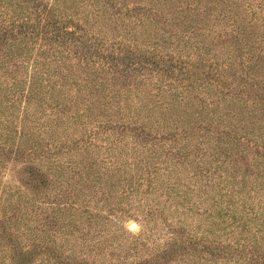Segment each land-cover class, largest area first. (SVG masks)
I'll list each match as a JSON object with an SVG mask.
<instances>
[{"label": "trees", "instance_id": "trees-1", "mask_svg": "<svg viewBox=\"0 0 264 264\" xmlns=\"http://www.w3.org/2000/svg\"><path fill=\"white\" fill-rule=\"evenodd\" d=\"M116 21L127 23L120 24V33L118 25L112 32L102 30ZM94 28L97 32L92 31ZM249 37L264 48V0H134L131 4H118L116 0H0V121L8 125L11 121L4 113L13 114L10 111L17 102L23 104L22 117L27 120L31 115L37 138L51 141L41 147V154L35 148H29L28 154L44 160L42 149L46 150L45 156L54 158L47 165H58L60 156L69 155L79 146H90L99 131L113 122L117 138L123 139L124 131H129L131 145L146 149L141 158L142 171L155 174L170 160L185 162L186 182L196 180L197 175L206 180L198 183L195 192L204 189L203 197L218 188L220 200L214 203L220 211L213 218L222 217L223 210L232 220L233 226L225 229L229 233L223 231L226 243L202 245L192 236L196 232L190 234L184 224L169 222L165 225L171 235L167 250L188 257L200 253L197 263L201 264H264V184L254 179L262 178L264 170L251 177L239 168L243 151L255 155L259 167L264 168V49L253 51ZM136 74L151 85L150 90L123 95L121 90L126 87L121 83ZM222 101L225 106H221ZM229 102L240 109L235 106L228 111ZM183 106H196L206 114L209 110L208 122H199L203 113L198 111L193 123L185 120L181 127L182 117L171 115ZM44 117L45 121L41 120ZM161 124H170V128L160 133ZM217 126L222 129L217 130ZM85 129L90 130L88 135L83 134ZM19 130L20 136L26 135L24 126ZM210 130L215 136L204 137ZM180 140L185 147L173 149ZM245 143H250L252 152L245 147L240 154L228 151ZM37 170L33 172L35 177ZM114 171L119 169L115 167ZM171 171L180 175L183 170L175 167ZM213 174L218 179L214 188L207 177ZM116 179L117 186L128 185L126 178L117 175ZM185 184L178 176L179 201L186 200L188 191L192 194ZM124 187L121 192L108 189L111 196L104 200L121 195ZM165 197L166 202L171 201L168 190ZM172 198L176 202V195ZM26 200L25 212L37 213V200ZM163 211L155 208L148 215L154 222L165 220ZM236 211L242 214L238 218L233 214ZM44 212L39 211L44 219H36L39 223L34 226L39 233L48 226ZM68 223L62 220L63 231ZM23 237L33 249L46 245L38 241V236ZM63 241L67 252H72L69 240ZM61 250L57 254L64 256ZM77 251L78 255H67L66 259L72 264H88L82 247ZM165 256L161 254V261ZM122 259L119 264H150Z\"/></svg>", "mask_w": 264, "mask_h": 264}, {"label": "rangeland", "instance_id": "rangeland-1", "mask_svg": "<svg viewBox=\"0 0 264 264\" xmlns=\"http://www.w3.org/2000/svg\"><path fill=\"white\" fill-rule=\"evenodd\" d=\"M116 1L118 4L119 2L122 4L134 2V0ZM129 19L132 20V18ZM125 21H116L115 25L107 24L102 30L106 29L107 31L108 29L112 32L114 27L118 25L117 32L120 33L122 31L120 24H127ZM97 28L92 29V31L97 32ZM254 40L249 37V42H247L252 44L249 46L253 51L259 53L264 48L254 44ZM146 74L152 76L150 72ZM128 83L131 85L127 86ZM108 85L111 86L109 81ZM121 85L126 87L121 90L126 96L151 88L148 82L144 83V80L140 78V74H136L129 82L121 83ZM99 95L102 96L100 93ZM220 104L223 106L225 102L222 101ZM235 106L236 110L240 109L239 105L226 103L228 111ZM262 106L264 108V105ZM22 107L23 104L17 102L15 109L10 111L13 114L7 111L4 113L7 114L8 121H11L8 125H3L0 121V264H72L70 260L66 259V256L72 255L71 258H73L78 255L79 246L82 247L88 264H119L120 260H123L122 258L127 259L128 262H149L150 264H201L202 262L197 263L201 260L199 258L200 253L196 255L194 253L188 257L184 253L180 254L175 250H167L171 235L165 229V225L169 222L173 225L184 224L187 228L186 232L190 234L196 232L192 236L196 237V242L200 239L201 242L198 245H202V242L206 244L219 241L223 244L227 242L223 231L226 234L229 233L226 230L233 226L232 220H228L229 218L223 210L221 212L222 217L213 218V215L219 214L220 211L214 203L215 200H220L218 199V188L212 187L218 181L215 174L207 176L211 178L208 184L214 188V192L210 191L208 195L203 197L204 189H201L200 192H195V189L200 181L202 183L206 181L205 178L197 175L196 180L188 179L186 182L184 177L188 173V168L185 162L182 163L180 159V164L176 163L175 160H170L168 165H163V168L155 174L153 172L147 174L142 171L144 165L141 162L146 149H143V146L133 147L131 145L132 133L129 131L128 133L124 131L126 136L123 139L117 138V128L116 126L112 127L113 122L99 131L97 138L93 140L90 146H79L76 151L69 155L60 156L58 165H47V161L52 163L54 158L50 155L46 157V150L42 149L44 160H40L38 156H33V153L29 155L28 149L35 148L37 154H41V147H46L51 141L48 140V137H45L44 140L41 138L42 136L37 138L38 132L31 128L33 127L31 115L25 120L21 113ZM215 110L219 112L220 107L217 106ZM190 111L191 114L186 115ZM198 111L203 113L200 114L199 122H208L206 115H210L209 110L206 114L196 106L195 108L190 107V109L185 108V106L180 107L171 117H182V127L185 120L193 123L196 118L195 112ZM49 113L50 110H48ZM37 117L40 118V116ZM112 118L115 121L114 116ZM33 120L37 121L35 118ZM41 120L45 121V117ZM207 125L202 124L204 127ZM20 126H24L25 136L19 135ZM161 128L162 130L159 132H165L166 128H170V124L167 126L161 124ZM215 128L217 130L222 129L218 126ZM89 131L85 129L83 134L88 135ZM218 132L220 133V131ZM85 135L82 137L84 140H86ZM205 135L215 136L212 130L205 133L204 137H206ZM180 145L185 147L184 141L180 140L177 146L173 144V149L178 150ZM249 145L250 143H245L238 146V149L234 148L228 151L240 154L241 148L245 147V150L252 152ZM241 156L244 158L242 163H239L242 174L254 177L256 174L262 173L264 168L259 167L255 155L243 151ZM252 157L256 160L255 162L251 159ZM226 161L230 162V159H226ZM124 163H126L125 166ZM222 166L224 167L223 164ZM115 167L119 169V172L114 171ZM175 167L183 170L180 175L174 171L169 173L170 169L175 170ZM35 168L39 169L36 177L33 174ZM117 175L126 178L128 185L117 186ZM178 176L181 184L187 183L185 185L189 186L192 191V194H189V191L186 193L188 195L185 197L186 200L179 201L177 199L178 195L181 194L177 187ZM261 177L254 179L264 184V174ZM248 181L251 183L252 179L248 178ZM123 187L124 193L110 200H104L103 197L111 196V193H107L108 189L111 192L114 190L121 192ZM166 190L171 196L169 202L165 200ZM173 195H176L178 205L172 198ZM89 196H94V198H89ZM27 198L37 200L34 207L37 206L39 211H45L44 213L48 215L44 221L48 223L44 233H39L34 227L39 223L36 219H44L43 213L39 214L37 211V213L29 214L24 210V203ZM155 208L164 210L163 216H167L165 220L158 218L154 222L150 219L148 212L152 214L151 212ZM233 214L236 218L242 215L237 211ZM62 220L64 222L69 221L64 231L61 229ZM221 223H223L222 229L218 227V224ZM133 225H135L134 228H132ZM261 229L264 250V226ZM26 235L28 237L38 236L40 237L38 241L42 243L43 240L46 245H39L38 249H33L30 247V241L23 237ZM239 236L237 235V237ZM65 238L69 240V247L73 248L72 252H67L65 249L66 244L63 241ZM51 240H55L56 244H52ZM59 249H62L61 252L64 256L57 254ZM164 253H166V259L161 261V254ZM75 261L80 262V259Z\"/></svg>", "mask_w": 264, "mask_h": 264}]
</instances>
